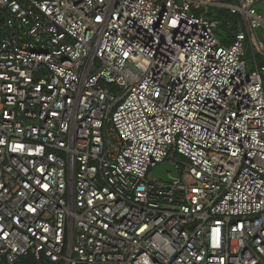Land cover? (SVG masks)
Segmentation results:
<instances>
[{
  "label": "built area",
  "instance_id": "obj_1",
  "mask_svg": "<svg viewBox=\"0 0 264 264\" xmlns=\"http://www.w3.org/2000/svg\"><path fill=\"white\" fill-rule=\"evenodd\" d=\"M0 15V261L264 264V0Z\"/></svg>",
  "mask_w": 264,
  "mask_h": 264
},
{
  "label": "trees",
  "instance_id": "obj_2",
  "mask_svg": "<svg viewBox=\"0 0 264 264\" xmlns=\"http://www.w3.org/2000/svg\"><path fill=\"white\" fill-rule=\"evenodd\" d=\"M220 1H228V0H220ZM194 11L200 12V8L197 6L193 7ZM205 13L209 15L210 18L215 19L219 22V24L223 27H226L231 38L233 37V33L235 29H239L242 27V24L238 23L237 17L231 14L228 10L224 8L217 7H208L205 10ZM231 20L233 22V27L228 28L226 26V21ZM0 264H9L6 259H2ZM13 264H42L36 261L31 255L21 257L16 263Z\"/></svg>",
  "mask_w": 264,
  "mask_h": 264
},
{
  "label": "water",
  "instance_id": "obj_3",
  "mask_svg": "<svg viewBox=\"0 0 264 264\" xmlns=\"http://www.w3.org/2000/svg\"><path fill=\"white\" fill-rule=\"evenodd\" d=\"M168 170L172 171L173 176L178 175V170L174 168L173 164L170 161H165L151 170V176L169 182L172 177L167 175Z\"/></svg>",
  "mask_w": 264,
  "mask_h": 264
},
{
  "label": "rangeland",
  "instance_id": "obj_4",
  "mask_svg": "<svg viewBox=\"0 0 264 264\" xmlns=\"http://www.w3.org/2000/svg\"><path fill=\"white\" fill-rule=\"evenodd\" d=\"M214 33L215 35L223 42V43H227L228 40L231 39V35L229 34L228 30L226 27L221 26L220 24H218L215 28H214ZM262 55H259V58ZM247 61L248 63L252 62V57L250 54L247 55ZM259 61V60H258ZM260 62V61H259ZM249 71V70H248Z\"/></svg>",
  "mask_w": 264,
  "mask_h": 264
},
{
  "label": "crops",
  "instance_id": "obj_5",
  "mask_svg": "<svg viewBox=\"0 0 264 264\" xmlns=\"http://www.w3.org/2000/svg\"><path fill=\"white\" fill-rule=\"evenodd\" d=\"M263 31H261L262 33ZM260 61V63L264 64V55L260 56V58L258 59Z\"/></svg>",
  "mask_w": 264,
  "mask_h": 264
}]
</instances>
